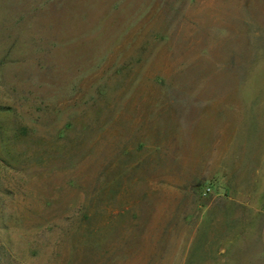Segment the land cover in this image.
<instances>
[{"label":"rangeland","instance_id":"obj_1","mask_svg":"<svg viewBox=\"0 0 264 264\" xmlns=\"http://www.w3.org/2000/svg\"><path fill=\"white\" fill-rule=\"evenodd\" d=\"M0 264H264V0H0Z\"/></svg>","mask_w":264,"mask_h":264}]
</instances>
